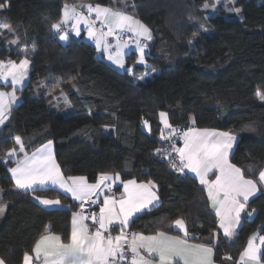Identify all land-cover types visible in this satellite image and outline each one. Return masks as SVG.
Masks as SVG:
<instances>
[{"label":"trees","instance_id":"16d2710c","mask_svg":"<svg viewBox=\"0 0 264 264\" xmlns=\"http://www.w3.org/2000/svg\"><path fill=\"white\" fill-rule=\"evenodd\" d=\"M208 1L128 0L129 10L153 37L147 67L135 66L132 54L129 72L108 63L82 39L60 41L50 25L59 20L65 0H7L0 25L10 24L15 32L0 27V60L26 54L31 64L21 101L0 128V202L6 205L0 214V259L5 264H23L24 253H31L46 226L66 239L79 208L54 189H15L7 170L13 162L4 158L17 147V136L28 153L52 140L65 176L96 182L107 172L123 180L154 181L160 205L136 216L131 232H175L172 225L182 218L194 240L216 233L213 244L221 262L228 256L237 262L248 238L264 235L263 191L247 205L248 211L256 210L254 217L242 220L234 239L225 238L204 187L174 172L156 152L166 144L159 119L165 112L172 127L234 133L238 143L231 160L249 178L257 179L264 168V101L256 96L258 89L264 91V0H232V7L240 9L235 17L223 15V8L220 15H208L203 8ZM85 2L108 5L109 0ZM33 195L59 199L69 208L44 209Z\"/></svg>","mask_w":264,"mask_h":264},{"label":"snow or ice","instance_id":"6c2138e0","mask_svg":"<svg viewBox=\"0 0 264 264\" xmlns=\"http://www.w3.org/2000/svg\"><path fill=\"white\" fill-rule=\"evenodd\" d=\"M7 6L5 0L0 3V10ZM209 7L208 3L203 5L205 9ZM212 7L215 8V5ZM235 11L239 13L240 9ZM69 24L70 28L67 27ZM81 25L86 29L88 38L95 42L97 50L106 53L107 58L118 67H125L124 49L129 46V42L138 51L137 63H146L145 49L148 45L145 42L153 39L151 29L129 10L128 0H109L108 5L85 0L70 4L65 0L59 20L50 27L59 34L61 41H67L73 33L81 35ZM0 27L9 33L15 32L10 24L4 23ZM125 36L127 39H124ZM110 37L116 41L115 45L110 43ZM30 63L26 54L18 62L0 60V81L9 84L12 89L0 91V125L10 115L11 105L17 100V86L26 79ZM55 87H59V84ZM256 96L264 101V91L258 89ZM159 117L164 129L168 130L167 135H164V129L161 130V139L172 141L178 130L169 124L167 113L160 112ZM190 121L195 125L194 117H190ZM148 123L144 120L145 126ZM180 138L182 147L171 143L170 150L156 149V152L164 155L176 171L183 173L187 170L195 174L206 190L207 201L214 211L218 228L225 238L232 239L250 198L264 186V168L259 170L258 178L253 179L231 162L230 154L237 137L230 131L190 126ZM15 143L18 148L8 150L4 158L5 163L12 161L15 164L7 169L15 189L36 193L49 185L56 186L69 194L72 200L79 202L81 209L72 214L69 237L62 238L46 226L45 233L35 241L31 253H24L23 264H214L215 245L210 239L193 242L182 218L176 219L174 225L183 231V236L171 235L167 231H156L150 235L128 231L138 213L151 210L159 201L154 181H121L124 191L116 198L114 194H106L104 189L108 193L112 192L110 182L120 180L119 173H100L95 183H89L84 176L64 175L56 162L52 140L31 154L25 150L21 137L17 136ZM18 152L23 153V156L17 157ZM13 157L17 158L13 160ZM34 198L46 206L61 203L59 199ZM86 203L100 204L99 212L85 215L83 209ZM5 207L0 202V214L5 211ZM255 211L252 209L247 215L252 216ZM88 220L92 222L91 227L86 223ZM212 236L214 238L216 233L213 232ZM226 260H232V257L228 256ZM0 264H5V261L0 259ZM237 264H264V235L256 232L248 238L246 246L239 253Z\"/></svg>","mask_w":264,"mask_h":264},{"label":"crops","instance_id":"0c3cea01","mask_svg":"<svg viewBox=\"0 0 264 264\" xmlns=\"http://www.w3.org/2000/svg\"><path fill=\"white\" fill-rule=\"evenodd\" d=\"M86 11V10H85ZM61 14H62V12H61ZM68 28H70L71 27V25L69 24L68 26H67ZM70 38H75V39H82L83 41H85V42H87V43H89V44H91V45H93L95 48H96V45H95V42L93 41V40H91V39H89L88 38V36H87V31H86V29L84 28V26L83 25H81V35L80 36H76L74 33L73 34H71L70 36H69V39ZM68 39V40H69ZM67 40V41H68ZM61 41V40H60ZM67 41H61L62 43H66ZM109 41H110V43H112L113 45H115V43H116V41L113 39V38H109ZM150 41H146L145 43H147V45H148V43H149ZM96 50H97V48H96ZM124 52L126 53V55H125V57H124V61H125V67L124 68H120V67H118L116 64H114L112 61H110L108 58H107V54L106 53H104L103 51H98L97 50V54L99 55V56H101V57H103L108 63H110V64H112L114 67H116L117 69H119V70H121V71H124V70H128L129 68H132V67H128V64H127V57L129 56V55H135V66H140V67H147V48L145 49V52H146V56H145V61H146V63L145 64H140V63H137V60H138V51L136 50V48H135V45L133 44V43H131V42H129V46L127 47V48H125L124 49ZM22 59V58H21ZM8 60V59H7ZM7 60H4V61H7ZM15 61H19V60H15ZM31 64V63H30ZM29 76H30V65H29V69H28V73H27V77H26V79L24 80V82L21 84V85H18L17 86V91H16V96H17V100H16V102L14 103V104H12L11 105V110H12V108H14L15 106H17L19 103H20V101H21V95H20V93H19V91H21L22 89H24L25 87H26V85L28 84V81H29ZM12 89H11V87H10V85L9 84H5L3 81H0V91H11ZM65 101V100H64ZM11 113V112H10ZM9 118V117H8ZM159 119H160V117H159ZM167 120H168V122H169V124L171 125V123H170V119H169V116L167 115ZM7 121V120H6ZM5 121V122H6ZM160 123H161V121H160ZM162 124V123H161ZM1 126L2 125H0V128H1ZM162 126H163V128H164V125L162 124ZM172 126V125H171ZM167 129H165V131H166ZM168 131V130H167ZM220 131H226V130H220ZM234 134V133H233ZM237 137V136H236ZM47 143V142H46ZM237 143H238V137H237V140H236V142L233 144V149H232V152H231V154H230V159L232 158V154H233V152H234V150H235V148H236V146H237ZM45 144V143H44ZM43 145V144H42ZM41 146V145H40ZM40 146H38V147H40ZM183 146V142H182V144L180 145V147H182ZM37 147V148H38ZM17 148H18V146H17ZM35 150V149H34ZM33 150V151H34ZM32 152V151H31ZM31 152H29V154H31ZM53 152H54V155H55V146H54V143H53ZM20 154L21 153H17V157H22L23 156V154L20 156ZM17 157H13L12 159L13 160H15ZM55 159H56V155H55ZM56 162H57V159H56ZM231 162H232V160H231ZM58 163V162H57ZM233 163V162H232ZM15 166V164L13 163V165L11 166V167H14ZM9 174H10V177H11V173L9 172ZM180 174H182V175H185V174H187V175H190V176H192V177H194V178H196L195 177V174L194 173H191V172H188L187 170H185V172H183V173H181L180 172ZM99 176V175H98ZM98 178V177H97ZM211 179H214V176H211L210 177ZM12 179V178H11ZM197 180H198V178H196ZM130 180V179H129ZM13 181V180H12ZM121 181H127V180H123L122 179V177L120 176V180H117V181H115V182H110V183H112V192L111 193H108V191H107V189H104V192L106 193V194H109V195H112V194H114V196L116 197V198H119V196L121 195V193H123V191H124V189H123V184L121 183ZM88 182L89 183H95V182H90L89 180H88ZM137 182H140V181H137ZM198 182H199V180H198ZM13 183H14V181H13ZM203 186V185H202ZM103 187V186H102ZM204 187V186H203ZM45 189H54V190H57V191H59V192H61L62 194H64V195H66V196H68L70 199H71V197H70V195L69 194H66V193H64V192H62V190H60L58 187H56V186H51V185H49V186H47ZM20 191H22V192H30V191H23V190H20ZM264 192V186H261V190L260 191H258L253 197H251L250 198V200H249V202L253 199V198H255L258 194H260V192ZM156 192H157V188H156ZM205 192H206V190H205ZM157 195H158V192H157ZM206 195H207V193H206ZM34 196H37V195H33L32 196V199L34 200V202L35 203H37L39 206H41L42 208H44V209H49V210H51V209H67V208H69V206L68 205H65V204H63L62 202L60 203V205H54V206H46V205H42V204H40L39 203V201H37L35 198H34ZM41 197V196H40ZM158 197H159V195H158ZM42 198H47V197H42ZM47 199H50V198H47ZM102 199H103V196H101V202H102ZM72 200V199H71ZM0 201H1V191H0ZM72 201H74V200H72ZM74 202H76V203H78L79 204V202H77V201H74ZM160 205V198H159V201L157 202V204H156V206L155 207H152L151 208V210L152 209H154V208H156V207H158ZM85 206H94V208L96 209V210H99V207H100V204H95V205H89V204H85ZM81 209H80V207L78 208V210L76 211V212H78V211H80ZM83 211H84V209H83ZM147 211H150V210H145V211H143V212H141V213H138L136 216H138V215H140V214H142V213H144V212H147ZM213 211V210H212ZM214 212V211H213ZM247 212H248V210H247V208H246V211L244 212V213H242L241 214V221H240V224L238 225V227H237V229H236V235H237V233H238V230H239V227H240V225H241V222H242V220L243 219H252L253 217H254V215H255V212L252 214V216H248L247 215ZM135 216V217H136ZM134 217V218H135ZM133 218V219H134ZM86 223H88L89 224V226L91 227V224H92V222H91V220H88V221H86ZM185 224H186V222H185ZM172 227H173V229H174V231L175 232H169V234H171V235H180V236H183V231H181V230H179L178 228H176L175 227V225H174V223H173V225H172ZM71 228H72V217H71V223H70V230H69V235H68V237L70 236V234H71ZM186 228H187V230H188V227H187V224H186ZM218 230L223 234V232H222V230L221 229H219L218 228ZM128 231H130L129 229H128ZM131 232V231H130ZM52 233H54V232H52ZM260 233V232H259ZM55 234H58V233H55ZM115 234V233H114ZM261 234V233H260ZM60 235V234H59ZM236 235L232 238V239H234L235 237H236ZM261 235H263V234H261ZM63 238V237H62ZM213 241H214V238H213V240H212V244H213ZM193 242H202V241H198V240H194L193 239ZM258 242V241H257ZM214 245V244H213ZM213 260H214V264H225V262H221V261H218L217 259H216V254H215V249H214V257H213ZM236 264H237V262H236Z\"/></svg>","mask_w":264,"mask_h":264},{"label":"rangeland","instance_id":"374dc122","mask_svg":"<svg viewBox=\"0 0 264 264\" xmlns=\"http://www.w3.org/2000/svg\"><path fill=\"white\" fill-rule=\"evenodd\" d=\"M232 0H209L208 3L209 4V8L204 10L208 13V15H220L222 14L220 12V9L223 8V15H225L226 17H235V8L232 7ZM204 3V4H205ZM203 4V5H204ZM212 5H215V8L212 7Z\"/></svg>","mask_w":264,"mask_h":264},{"label":"built area","instance_id":"2783aa9c","mask_svg":"<svg viewBox=\"0 0 264 264\" xmlns=\"http://www.w3.org/2000/svg\"><path fill=\"white\" fill-rule=\"evenodd\" d=\"M124 39H127V36H125ZM173 128H175V129L178 130L177 133H176V135H175V137L173 138L172 141H166V144H165V146H164L162 149H169V150H170V144H171V143H175L177 147H180V145L182 144L183 141H182V139H181L180 137H181L183 131L187 130V128L182 127V126H180V127H179V126H178V127H173ZM161 155H162V154H161ZM173 155H175V154H173ZM162 160L168 162V164H169V166H170L169 160H168L164 155H162ZM170 167H171V166H170ZM171 169H172L174 172H176V173H180V172L176 171L175 169H173L172 167H171ZM83 212H84L85 215H91V214L94 213V212H95V213H98L99 210H96V209L94 208V206H85ZM129 232H130V231H129Z\"/></svg>","mask_w":264,"mask_h":264},{"label":"water","instance_id":"95a60500","mask_svg":"<svg viewBox=\"0 0 264 264\" xmlns=\"http://www.w3.org/2000/svg\"><path fill=\"white\" fill-rule=\"evenodd\" d=\"M209 239L211 240V243H212V240H213V236L212 235H209L208 237H206L204 239V241L209 240ZM225 264H236V262H234L233 260H226Z\"/></svg>","mask_w":264,"mask_h":264}]
</instances>
